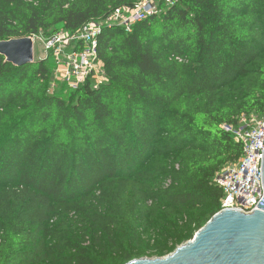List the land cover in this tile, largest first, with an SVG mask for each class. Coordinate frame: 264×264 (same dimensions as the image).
<instances>
[{
  "label": "trees",
  "instance_id": "obj_1",
  "mask_svg": "<svg viewBox=\"0 0 264 264\" xmlns=\"http://www.w3.org/2000/svg\"><path fill=\"white\" fill-rule=\"evenodd\" d=\"M137 0H0V42L49 39ZM106 81L51 94L56 68L0 56V264L172 254L221 210L242 156L223 125L264 117V0H175L98 37ZM171 238L154 255L141 229Z\"/></svg>",
  "mask_w": 264,
  "mask_h": 264
},
{
  "label": "built area",
  "instance_id": "obj_2",
  "mask_svg": "<svg viewBox=\"0 0 264 264\" xmlns=\"http://www.w3.org/2000/svg\"><path fill=\"white\" fill-rule=\"evenodd\" d=\"M175 0H137L133 7L113 11L97 21H90L78 31H61L44 40L46 57L50 52L56 62L50 93L58 83L76 91L88 80L94 89L106 81V74L99 62L98 37L102 28L122 27L131 32L139 22L161 15ZM222 129L232 134L241 145L242 156L223 166L213 182L222 191L221 211L232 210L252 214L264 198L262 163L264 159V117L243 115L235 126L223 125Z\"/></svg>",
  "mask_w": 264,
  "mask_h": 264
},
{
  "label": "water",
  "instance_id": "obj_3",
  "mask_svg": "<svg viewBox=\"0 0 264 264\" xmlns=\"http://www.w3.org/2000/svg\"><path fill=\"white\" fill-rule=\"evenodd\" d=\"M5 63H35L34 38L0 42ZM264 182V159L262 163ZM252 214L217 213L191 241L162 258H141L127 264H264V198Z\"/></svg>",
  "mask_w": 264,
  "mask_h": 264
},
{
  "label": "rangeland",
  "instance_id": "obj_4",
  "mask_svg": "<svg viewBox=\"0 0 264 264\" xmlns=\"http://www.w3.org/2000/svg\"><path fill=\"white\" fill-rule=\"evenodd\" d=\"M34 39H35V61L37 62L40 60H44L47 55L44 50V43H43L45 39L44 37L41 38L39 37ZM141 237H142L141 250L146 252L148 256L154 255L155 252L158 249H160L162 246H164L168 240H171L170 237L163 238L155 229L152 230H146L144 228L141 229ZM147 258H151V257H147ZM152 258H156V257H152Z\"/></svg>",
  "mask_w": 264,
  "mask_h": 264
},
{
  "label": "bare ground",
  "instance_id": "obj_5",
  "mask_svg": "<svg viewBox=\"0 0 264 264\" xmlns=\"http://www.w3.org/2000/svg\"><path fill=\"white\" fill-rule=\"evenodd\" d=\"M38 43V42H37ZM34 45H35V39H34Z\"/></svg>",
  "mask_w": 264,
  "mask_h": 264
}]
</instances>
